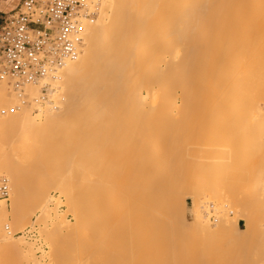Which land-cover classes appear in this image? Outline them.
Instances as JSON below:
<instances>
[{
  "label": "bare ground",
  "instance_id": "1",
  "mask_svg": "<svg viewBox=\"0 0 264 264\" xmlns=\"http://www.w3.org/2000/svg\"><path fill=\"white\" fill-rule=\"evenodd\" d=\"M91 1L98 4L96 10L100 13L95 20L84 16L80 19L79 39L82 42L78 58L64 60L60 67L51 70L42 79L44 82L50 81L57 89L54 95L51 94L55 100L51 99L60 105V110L56 105L50 107L49 103L44 106L37 89L28 88V95L35 96H30L28 101H21L19 99L23 93L15 96L7 91L4 84L0 87V135L4 132L10 135L15 148L14 187L19 185V181L25 186L30 178L40 175L50 180L49 184L52 181L49 188L58 189L61 186V196L69 200L72 186L65 187V182L82 179L86 184H81L73 195V200L80 203L82 212L87 210L86 197L89 194L97 199L91 204L94 211L103 207L105 202L101 203V200L115 199V196L142 198L145 210L152 211L153 219H148V214H145L143 220H148V224L141 222L149 231L146 242L143 240L144 246L141 243V260L137 259L140 264H264V70H260L264 69V0ZM88 8L93 9L94 6ZM245 90L249 98L252 95L255 97V103L247 100L252 103L253 109L257 102L255 110L246 103ZM204 93L209 98L203 102V97L206 98ZM193 100L205 104L202 106ZM240 102L247 104V108L240 106ZM192 103L198 104L199 110L208 104L215 108L218 105L217 112L220 109L222 114H218L221 123L214 121V124L208 125L216 126L214 129L221 128L220 135L210 133L208 126L209 130L207 128L206 131L211 137L221 138L213 142L210 150L213 152L212 149L216 147L219 151L217 143L221 140V152L218 155L213 153L217 155L214 161L220 159L219 154L221 157V162L215 163V169L223 174L221 184L219 188L213 187V184H210V188L201 186L198 191L202 193L203 201H198L199 208L209 206L210 199H214L207 198L205 193L210 191L215 193L212 196L219 198L215 199L218 202L220 200L221 207L213 208L212 211L207 209V216L220 219V209H233L234 206L239 209L232 210L236 211L234 214L237 213L234 221L228 218L226 212L227 220H218V229L198 214L201 220H196V226L200 229H190L195 236L198 233L200 240L196 236L194 245L188 242L190 237L177 240L178 243L181 241L179 247L182 244L185 248L190 243V248L185 250L175 246L178 251L174 254V238L181 234L191 236L192 233L188 231L189 228L187 231L190 233L174 232V221L180 219L176 212L177 206L183 203V197L181 199L179 193L174 194L175 188L180 191L177 186L189 181L182 178L187 175L179 177L184 183L178 178H175L177 181L174 179L175 172L180 175L185 172L181 170V173L182 168H176V163H183L184 159L174 149V143L181 139L183 143L188 140L189 144L193 138L196 139L189 138L190 142V136L184 131H177V127L187 120H191V125H196L194 122L197 117L205 120V114H208L205 112L208 107L204 109L205 114L203 110L201 114ZM189 107H194L197 112L193 120H189ZM241 107L245 111L242 109L243 114H238ZM32 109L38 112L36 116L32 114ZM210 114L215 113L212 110ZM73 115L78 116L75 118V130L91 134V140L84 139L82 135L83 142L90 140L88 143L91 145L94 140L103 152L122 144L121 149L116 148L115 154L118 155L115 157L113 154L116 159H111L112 165L108 166L105 175L101 174L100 167L105 162H101L104 156L93 160L90 159L92 154L88 158L83 157L80 162L61 154L56 156L46 147L49 143L46 136L55 135L57 125L62 126ZM202 124L206 126L204 122ZM202 124L198 125L199 128ZM41 135H45V138H39ZM183 135L188 137L182 138ZM182 145L187 148L186 143ZM108 151L110 153L111 150ZM174 153L177 160L178 157L182 160L177 161ZM55 162L57 166L51 165ZM226 169L230 170L225 174L223 171ZM45 188H38L39 192H26L29 198L23 193L21 201H29L36 192V195H46ZM182 193L180 196H183ZM255 207L260 218L254 213ZM7 213V207L3 204L0 216L6 217ZM49 215L47 219H50ZM238 218L246 222L244 235H241ZM255 219H258L257 224ZM83 221L80 222L83 224ZM111 221L113 219H108L104 224L109 225ZM57 225L53 226H60ZM232 227L241 236L225 237ZM61 229L56 228L53 235H60ZM0 234L3 236L0 238V247L10 250L11 238L5 233ZM27 234L38 237L32 229ZM116 247L122 248V245Z\"/></svg>",
  "mask_w": 264,
  "mask_h": 264
},
{
  "label": "rangeland",
  "instance_id": "2",
  "mask_svg": "<svg viewBox=\"0 0 264 264\" xmlns=\"http://www.w3.org/2000/svg\"><path fill=\"white\" fill-rule=\"evenodd\" d=\"M90 1L91 0H87L86 4H87V7L94 6L95 15H94V17H92V19L95 20L99 17L100 11L96 10V8L98 7V4L96 5V4H94L95 3L94 1H91V2ZM258 41H259V39H258ZM260 70L263 71L264 69H260ZM3 84L6 86L7 91L11 92L15 96H18L19 94L22 95V93H23L24 98L22 97L19 99L21 101L22 100L28 101V98H30V96H31V95L30 96L28 95V88L29 89L31 88L32 90L34 89L36 91V89H37L39 91V94H40L39 96L40 97L42 96L41 100L43 102V105L45 104L44 106H47V103L50 104L49 105L50 107L55 106V105L58 106L57 103L54 101L55 99L53 97H51V94L54 95L55 92L57 91V89L52 85V83L50 81L46 82V80H45V82H44V80H41L37 84H31V86L28 85L27 87L25 86L21 92L17 91L12 86V84L10 83V80L0 82V87ZM206 85H204V86H206ZM205 91L207 92V90H205ZM208 91H210V90L208 89ZM245 92H246L245 94L247 97V98H245V100L246 101L252 100L253 102L252 101L251 102L255 103V97H253V95H252V97L249 98L246 90H245ZM208 94H211V93H208ZM204 95H205V93H204ZM206 95H205V97H206ZM34 96L35 95H32L31 97H34ZM207 97L206 98L203 97V99H204V100L202 99L203 102L209 98V97L208 98ZM51 98H53L54 100ZM200 100H193L192 102H196L198 104L199 103L201 104ZM213 100L214 99L209 100V102L213 101ZM59 101L61 102V99ZM240 103H242V102H240ZM243 103H244V101H243ZM246 103L250 104V106L252 104L250 102L248 103V101ZM198 104H195L197 108H198ZM204 104H201V105L203 106ZM207 104L208 103H206V105ZM242 104L240 106H242V107L245 106L244 108L246 109L247 104L246 105H244V104L242 105ZM209 105L210 104H208V106H206V107H208V108L210 107V109H212L216 115L210 114V112H212V110H210L206 107L202 108V106H201L202 109L201 108H200V110H199V108L197 109V110H199V112H201V110H203L202 112H204L205 110H206L205 111L206 113L208 112V114H205V112H204L206 118H205V120H203L201 117H197V116L194 117L193 115L197 113L196 109L194 107L193 108L189 107L188 111L191 113L189 115V120L192 119V117H194V118L197 117L196 118L197 120L195 119L197 122L196 121L194 122L196 125H191V120H190V122H188V120H187V122L190 124H188L187 122H184L185 124L180 123L181 128L179 126L177 127V131H184L185 133H187L188 136H190V137H188L186 135H183L182 138L188 137V139L189 138L191 139L192 137H196V139L193 138L194 140L192 139L193 140L192 142L189 139L191 142L189 144L187 142L188 141L187 139H186L187 141L185 140L186 142H184V143L181 142V139H179V140L177 139L178 141L174 143V149L179 151L178 155L180 154V157H182L184 159V160H182L181 158L178 157V160L181 159L183 161V163H180L181 161H178L177 158L175 157L177 152L174 153V157L178 161L176 163V166H177L176 168H182V169H180V171L185 170V172H183L184 175L176 174V172H175L174 173V179L175 178L180 179L179 178L180 176L182 177L185 175H187V176L182 177V178H184V180H186V178H187V180L189 179V181L186 180L187 182H185V183L182 179H180L181 182L183 181L182 183H184V184H182L179 181L182 184V186L176 185L177 187H179L181 189L180 191H178L179 189L177 190V188H175L176 192H174V194L179 193L178 194L179 197L180 198L183 197V199L181 198L182 200L180 199L181 201H183V203L181 202L182 204L180 203L181 205L178 204V206H177L176 212H177V215H179L178 218H180V219H177L178 221H176V222H178V223H176L174 221V228H175L174 232L175 233H179L180 231H182V233H187L188 231H191V229H192V231L198 229L199 227L196 226V220L197 219L201 220L200 219L201 217H197L198 214H201L203 216V219L206 222H209V224L213 223L214 227L211 224V226L213 228H215L217 226V229H218V224H219V223H217L218 220H220V222H221L222 218L224 220H227L226 218L229 216L228 218H230L231 221H234L235 217L237 216V213L234 214L236 211L232 212V210L237 208V211H238V209H239L237 206H234L235 208H233V209H232V207H231V209L226 208V207L223 208L224 210L220 209L221 213L218 217L220 219H217L216 217L207 216V213L209 211H212L213 208H216V207L218 208L219 206L221 207L220 200H219V202L216 200L219 198L212 196L215 193L210 192V191H207L206 193L203 192V193L208 195L207 198L213 197L214 199L215 198L216 199L215 200L210 199L211 203L208 204L209 206H205L204 208H202V207L199 208L198 201L199 200L203 201V197H202V193H200L198 190H201L202 185H207L210 188V186L212 184L214 185L213 187L219 188L220 184H221L220 181H221V178L223 175V174L221 175V173L218 172L219 171L218 169H215V163L217 164V163L221 162L220 154H219L220 159L215 160V161L213 160V159L217 158L218 152L219 151L221 152V146H219V145H221V140L219 143H217V144H219L218 145L219 151L216 150L217 149L216 147H214L215 152H214V149H212L213 152L210 151L211 147L213 148V142L214 143L218 142L219 139H221V138L218 139L217 135H215V137H217V138L211 137L210 133H213V134L219 133V135H220L221 128L220 129H214V128H216V126H211L213 128L208 126L212 122L214 124V121L221 123L222 121H219L218 116L222 115V114L220 113L221 112L220 109H218V112H217L218 105L215 104L216 108L214 105H210V106ZM256 106H257V102H256ZM256 106H255V108H256ZM242 107L240 108L239 111H237L238 114L239 113L243 114V112H241V110L243 109ZM60 108L61 107H59V110H60ZM248 108L250 109V107H248ZM255 108L253 109V107H252V110H255ZM243 111H245V110L243 109ZM31 112H32V114H34V116H36L38 114V112L34 109H32ZM202 112H201V114H203ZM76 115H73L72 117H70V120H68L69 122L67 121V119H68L67 118L65 120L67 122V124H66V122H63V123H65V125H63V123H62V126L57 125L58 126L57 130L61 129L60 131H58V133L56 130L55 135L46 136V138L49 142L46 147L50 150L51 153L55 154L56 156H57V154H61L63 157L68 156L67 159H71V160L75 159L77 161L79 160L80 162L83 160V157L87 156V158H88V156H90L92 154H93L94 158H92L93 156H90V159H93V160H95V158L98 156L101 158H103V156H104V158L101 159V162H104L103 160H105V162L103 164H101L102 166H100V167H101V174L105 175L107 172L108 166L110 164L112 165L113 160H111V159L112 158H114V160L116 159L115 157H117L118 154H115V152L118 149H121L122 144L120 145V147L119 146H116V147L112 146V148L110 147L108 149V150L112 151V152L110 151V153L108 150H106V152H103L102 149L100 148V146L98 145V143H96V141H94V140H92L93 143H91V145H90V143H88L91 140L90 132L87 134H84L86 132L77 131L74 128V125L76 124V121H77V119H75V118L78 117ZM73 117H74V119H73ZM209 117H211V118H209ZM220 120H222V119H220ZM198 121H199V124H197ZM203 122L206 124V126L202 124ZM200 123L202 124V127H200V128L205 127L204 130L201 129L203 132L199 128ZM184 125H189V126H184ZM221 125L222 124H220V126ZM207 126L210 128V130ZM217 127H219V126H217ZM182 128H184V129H182ZM207 128L210 132V133L208 132L209 135L206 133V131H208ZM198 131H200L201 133ZM80 133H81V135H80ZM202 133H205V134L202 135ZM82 135L85 136L84 139L90 138L89 141L84 140V142L87 141V144L86 143L84 144V142L82 141V138H83ZM177 135H180V133ZM44 136L41 135V136H39V138H42ZM67 139L69 140L68 142H66ZM76 140L78 141V145H77ZM71 141L74 144H72ZM182 141H184V140H182ZM70 142L72 145L70 144ZM179 142H181L182 144L186 143L187 148L185 149L183 147L184 145H182L181 143L179 144ZM198 142H199V144H198ZM64 143L67 144V146ZM12 144H13L12 143V137H10V135L8 136V134H5V132L0 135V177L2 178V180L0 178V180H1L0 188H1L2 182L4 180H6L8 182V186H9V198H8V200H0V208L4 204L8 210L6 217L2 218V216H0V230H1L0 233H3V234L5 233L4 235H6V236L9 235L8 237L11 238V240H12L11 241L12 248L10 250L2 249L0 247V264H134L136 262H137L136 264H140V261L138 262L137 259L141 260L140 259L141 258L140 252H142L141 249H143L141 243H143V246H144V244L147 240L145 238H146L148 231H149V229L148 228L146 229L145 225H143L141 222H145L148 224V220H146V221L143 220V218H146L147 214H148V217H147L148 219H151V218L153 219V217L151 216L152 211H146L145 210L144 202H143L142 198H139L137 196L132 197V198H128L126 196H115L116 197L115 199H111V200L107 199L106 200L107 202L101 200V203L105 202L103 207L94 211V209L91 208V204H92V202H94L97 199H95L94 195L89 194L86 197V200L88 203V206L86 207L87 210L82 212L80 209V203H77L75 200H73L74 192L77 191V189L79 188V186L81 184H86L85 181L82 179L78 180L79 178H76L73 181L67 180L65 182V185H64L65 187L72 186V189H71L72 195L70 196L69 200L64 199L61 196V192H62L61 186L58 189L52 188L51 186L49 188L48 185H50L52 181L49 184L50 180L42 178V176H40V175H38L39 177L37 175H35L32 177V179L30 178L31 183L28 182L29 180L26 182L28 185L25 183L26 185L24 186L21 184V181H19L20 182V183L18 182L19 185L17 184V186L14 187L16 181L12 177H13V172H14L13 171L14 170L13 169V165H14L13 164V155H14V153L13 152H14L15 148H14V145H12ZM68 144H69V146H68ZM96 144L98 147L93 146ZM195 144H198V145L196 146ZM127 145H128V143H127ZM116 148H118V149H116ZM129 148H131V147H129ZM132 149L134 150L135 147H132ZM183 150H185V151L183 152ZM91 151H92V153H91ZM98 152H100V153H98ZM181 152H183L186 155L185 156L186 158L187 157L189 158V161H187L183 157L184 154H181ZM213 153H215L217 155L215 156ZM106 154H107V156H106ZM113 154L115 157H113ZM207 154H209V155H207ZM207 156H208V158H207ZM85 159L86 158H84V160ZM195 161H197V162H195ZM211 164L213 167H211ZM51 165L57 166L58 163L55 162V163H52ZM184 165L186 167H189V168L183 169V168H185ZM188 165H190V166H188ZM192 165H194V166H192ZM196 165L198 166V168ZM218 165H220V164H218ZM177 170H179V169H177ZM187 170H188V174L186 173ZM229 170L230 169H226L223 172L226 174ZM182 171H181V173H182ZM10 173H12V174H10ZM188 175L191 178L188 177ZM37 178L38 179L40 178V179L37 180ZM176 179H175V181H177ZM32 180H36V181L33 182ZM174 184H175V182H174ZM43 186H45L47 188V189L46 188L44 189L45 191H47L46 195H44V196L36 195L37 194V192H36V194H33V196L30 195L32 197L29 201H27V202L21 201L22 195L24 196V194H26L25 197L27 195H29V193H26V192L38 191L39 190L38 188L43 187ZM207 186H206V188L208 190L209 188ZM13 190H15V191H13ZM180 192L181 193L183 192L182 193L183 196H180L181 195ZM200 194H201V198H200ZM26 198H29V197H26ZM197 208H199V209H197ZM207 209H209V211ZM228 210L231 212H229ZM257 210H258V208L256 209V207H255L254 213L256 216H258L260 218V215H258L259 213ZM226 212L228 213V216L225 215V214H227ZM22 213H24V214H22ZM145 214H146V216H144ZM221 214H223V215H221ZM260 214H261V212H260ZM47 215H49L50 219H47V217H46ZM149 216H150V218H149ZM80 217H82V219L84 220L83 224L81 223L82 219H80ZM181 217H182V219H181ZM108 219L109 220L113 219V221H111L112 223L110 222L111 224L109 223V225L104 224V223H107ZM140 219H141V221H139ZM254 221L256 222L255 224L258 223V219H255ZM192 222H194V224ZM179 223H181V224H179ZM189 223H192L194 225V227H193V225H191ZM245 223L246 222L244 221V219L242 220V219L238 218V224H239L240 229L242 230L240 232L243 233V234H241L239 232L241 235H244V233H245L244 232L246 229ZM9 224H10V227H9ZM57 224H59L60 225L59 227L62 228L61 229L62 233L60 235L54 236L53 234H55L54 232H55L56 228L59 229V227H56V226H58ZM253 224H254V222H253ZM53 225H56V226H53ZM190 225L193 228L190 227ZM83 226H85V227H83ZM101 226L102 227L104 226L103 229L101 228ZM141 227L146 229V230H143ZM7 228H8V230H7ZM188 228H189V230L187 231ZM30 229H32V231L37 232V234H38L37 238L31 237L29 234H27V232ZM10 233H11V235H10ZM188 233H190V232H188ZM192 234H193V232L190 234L191 236H189V234H188L187 237L185 236L186 234L185 235L183 234L184 236H182V234L180 236H177L178 235L177 234L176 235L177 237H175V235H174V237H175L174 243L176 244V245L174 244V254L178 251L177 248H175V246L176 247L178 246V249L184 248V247H182L183 246L182 244L179 247V245L181 243V241L178 243L177 240H179V239L180 240H183V239L187 240L188 237H190V240L188 242L191 241V243L194 245V241L196 242V240H195L196 236L198 238L199 235H198V233L196 234V236L193 234V236L195 238L194 237L192 238ZM240 234H236L233 227H232L229 230V232L225 235V237H231L233 235H234V237H237V236H241ZM0 238H3V236H1V234H0ZM191 238H192V240L193 239L194 240L192 241ZM199 240H200V236H199ZM118 241L120 243L122 242L124 244H119ZM176 241H177V243H176ZM115 243H116V246L122 245L123 249L117 248L116 246H114ZM184 243H185V241H184ZM189 244L190 243H187V245L184 244V245H186L184 248L185 250L190 248ZM124 246H127V247L124 248ZM103 247H105V250ZM102 250L104 253L102 252ZM94 253H96V254L94 255ZM20 260H22L23 262H20ZM224 260H226V258H224Z\"/></svg>",
  "mask_w": 264,
  "mask_h": 264
},
{
  "label": "built area",
  "instance_id": "3",
  "mask_svg": "<svg viewBox=\"0 0 264 264\" xmlns=\"http://www.w3.org/2000/svg\"><path fill=\"white\" fill-rule=\"evenodd\" d=\"M87 0H23L0 28V82L17 91L36 84L66 59L78 58L80 19L92 18ZM9 198L8 182L0 200Z\"/></svg>",
  "mask_w": 264,
  "mask_h": 264
},
{
  "label": "crops",
  "instance_id": "4",
  "mask_svg": "<svg viewBox=\"0 0 264 264\" xmlns=\"http://www.w3.org/2000/svg\"><path fill=\"white\" fill-rule=\"evenodd\" d=\"M23 0H0V28L3 25L5 17L16 11Z\"/></svg>",
  "mask_w": 264,
  "mask_h": 264
}]
</instances>
